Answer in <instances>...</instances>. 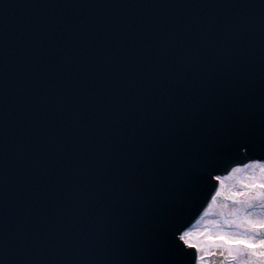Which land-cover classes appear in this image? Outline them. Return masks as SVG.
I'll return each mask as SVG.
<instances>
[{"label": "water", "instance_id": "95a60500", "mask_svg": "<svg viewBox=\"0 0 264 264\" xmlns=\"http://www.w3.org/2000/svg\"><path fill=\"white\" fill-rule=\"evenodd\" d=\"M264 0H0V262L137 264L213 177L264 160ZM118 225L70 254L68 229ZM183 264H196L194 248Z\"/></svg>", "mask_w": 264, "mask_h": 264}, {"label": "snow or ice", "instance_id": "6c2138e0", "mask_svg": "<svg viewBox=\"0 0 264 264\" xmlns=\"http://www.w3.org/2000/svg\"><path fill=\"white\" fill-rule=\"evenodd\" d=\"M240 124L244 125L245 131L236 132L230 138L229 146L244 148L246 151H264V125L255 127L246 116L240 112L237 117ZM257 167L259 177L251 178L250 182L244 183L243 191L233 193V202L240 203L242 215L235 221H229V230L214 238L218 243L221 253L227 257V264H264V160H254L244 165V168ZM241 168H233L232 172H239ZM215 180L221 177H213ZM219 195V190H217ZM235 197H243L237 201ZM213 200L216 196L212 197ZM259 209V211H255ZM121 227L118 225H105L99 231L90 229H77L76 233L64 229L61 234L73 241L70 254L79 255L81 252L92 256L108 244V237L118 233ZM188 233L177 237L178 244L169 247L163 244L154 246L146 259L137 261V264H183L187 255L180 244L191 248L192 245L186 240ZM199 256L196 264H199ZM2 264V262H0ZM72 264H89L87 260L73 261Z\"/></svg>", "mask_w": 264, "mask_h": 264}, {"label": "rangeland", "instance_id": "374dc122", "mask_svg": "<svg viewBox=\"0 0 264 264\" xmlns=\"http://www.w3.org/2000/svg\"><path fill=\"white\" fill-rule=\"evenodd\" d=\"M238 168L242 170L239 172L231 170L218 180L219 195L216 199L220 202L210 204L208 210L186 231L188 235L185 238L196 249L200 258L199 264H227V257L221 253L214 238L229 230V221H235L242 215L241 204L233 202V193L243 191L244 183L260 175L257 167L244 168L243 165ZM235 199L240 201L244 198L235 197ZM255 211L258 212L259 209ZM216 254L219 257H215Z\"/></svg>", "mask_w": 264, "mask_h": 264}, {"label": "bare ground", "instance_id": "6f19581e", "mask_svg": "<svg viewBox=\"0 0 264 264\" xmlns=\"http://www.w3.org/2000/svg\"><path fill=\"white\" fill-rule=\"evenodd\" d=\"M215 196H217V193L215 194ZM217 202H220V201H219L218 199H215V200L212 199L211 202H210V204H212V203H217ZM210 204H209V206L207 207L206 210H208V208L210 207ZM206 210H205V211H206ZM215 257H219V255L216 254Z\"/></svg>", "mask_w": 264, "mask_h": 264}]
</instances>
